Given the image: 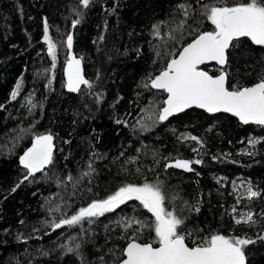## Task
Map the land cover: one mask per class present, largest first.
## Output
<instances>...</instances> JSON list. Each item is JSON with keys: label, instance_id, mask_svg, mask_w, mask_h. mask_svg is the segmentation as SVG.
I'll return each instance as SVG.
<instances>
[{"label": "trees", "instance_id": "1", "mask_svg": "<svg viewBox=\"0 0 264 264\" xmlns=\"http://www.w3.org/2000/svg\"><path fill=\"white\" fill-rule=\"evenodd\" d=\"M247 2L92 0L85 9L80 0H0V264H117L133 238L157 246L151 228L125 227L129 218L154 223L136 201L92 223L51 227L124 185L145 182L162 183L166 207L183 219L180 232L190 247L214 234L249 238L255 243L245 247L246 264H264V126L196 109L164 122L147 119L166 97L151 79L199 33L214 30L207 9ZM75 19L81 22L72 28ZM45 21L57 44L55 69L42 41ZM68 34L92 84L79 92L66 88ZM234 45L223 67L230 90L264 79V46L247 37ZM203 69L217 75L221 66ZM29 99L37 105L31 112ZM49 133L53 164L20 183L26 174L20 156L36 135ZM177 159L202 163L191 172L165 170ZM239 179L261 195L248 199L247 189L235 185ZM56 206L60 211H50ZM247 212L256 222L236 224L234 217Z\"/></svg>", "mask_w": 264, "mask_h": 264}, {"label": "snow or ice", "instance_id": "2", "mask_svg": "<svg viewBox=\"0 0 264 264\" xmlns=\"http://www.w3.org/2000/svg\"><path fill=\"white\" fill-rule=\"evenodd\" d=\"M91 2L92 0H80L85 9ZM206 16L214 26V30L199 33L191 43L182 48L178 57L171 59L166 68L151 79L150 87L167 93V99L158 114H149L147 119L153 123L164 122L177 113L196 107L208 113H230L239 118L244 125L264 126V79L251 87L230 90L228 73L223 70L224 65L228 63V49L234 47V42H238L240 38L247 37L254 45L264 46V0H248L247 3L233 6H211L207 9ZM80 22V19L73 20L72 28ZM154 27L156 34L159 35V26ZM43 40L47 44V53L51 57V68L55 69L57 44L49 35L46 21ZM66 46L69 50L65 68L68 91L79 92L82 85L91 88L92 84L82 74V58H77L71 53L72 34L67 35ZM208 62H215L221 66L219 75H210L208 71L200 67ZM50 84L51 80H49ZM21 87L22 80L18 81L11 93L12 100L17 98ZM28 103L29 112L37 107L31 99ZM142 127L147 126L142 125ZM187 138L200 143L195 136ZM53 140L54 137L50 133L34 137L31 147L27 148L19 158L20 164L26 169V174L20 183L34 178L37 173H44L53 164ZM249 143L255 147L257 141L251 140ZM193 163L200 164L202 161L177 159L174 163L166 164L165 170L175 167L191 172L194 170L191 167ZM88 174L84 173V175ZM67 180L72 182L73 177L69 175ZM19 186L20 184H17L12 191L14 192ZM260 195L258 191L252 189L251 185L248 186V199L251 200ZM167 198L162 183L127 184L105 199L93 200L87 206L80 207L70 217H62L59 221L54 220L51 227L55 231L64 226L72 228L81 225L84 221L92 223L93 218L103 217L106 213L114 212L121 205L136 201L154 217V223L149 225L142 220L129 218L125 222V227L132 228L133 225H137L138 230L151 228L158 246H153L151 243L142 244L133 238L124 250L126 258L121 261V264H246L245 247L255 243L254 240L214 234L204 239L202 243L190 247L186 243L185 235L180 232L184 221L175 212L168 210ZM195 210L199 211V208ZM50 211L58 212L60 207L51 208ZM235 211L234 208L233 212ZM234 221L236 224L256 222L252 212L242 213L234 217ZM260 239L264 240V237ZM76 248L78 249L79 245H76ZM75 250L67 247L69 253Z\"/></svg>", "mask_w": 264, "mask_h": 264}, {"label": "water", "instance_id": "3", "mask_svg": "<svg viewBox=\"0 0 264 264\" xmlns=\"http://www.w3.org/2000/svg\"><path fill=\"white\" fill-rule=\"evenodd\" d=\"M45 23V22H44ZM49 35H50V32H49ZM43 36H44V28H43ZM42 41H43V43H45L44 42V40H43V37H42ZM193 41V40H192ZM192 41H190L189 43H191ZM188 44V43H187ZM186 44V45H187ZM45 45H46V47H47V44L45 43ZM185 45V46H186ZM182 50V49H181ZM180 50V51H181ZM179 54V53H178ZM176 57H178V55L176 56ZM175 57V58H176ZM210 65H216V66H218L219 67V65H217L215 62H208V63H206L205 65H201L200 67L203 69V66H210ZM203 70H205V69H203ZM206 71V70H205ZM162 72V71H161ZM160 73H158L156 76H158ZM210 74V73H209ZM211 75V74H210ZM217 75H219V74H217ZM217 75H213V76H217ZM255 85V84H254ZM253 86V85H252ZM249 87H251V86H249ZM166 94V97H165V100L167 99V93H165ZM164 100V101H165ZM191 109H196V110H199V111H203V112H205V113H207V114H209V115H216V114H220V113H222V114H227V115H229V116H231V117H233V118H235L239 123H241V124H243L240 120H239V118H237V117H235V116H233L232 114H230V113H223V112H220V113H208L206 110H204V109H199V108H196V107H192V108H189V109H186L184 112H186V111H188V110H191ZM184 112H182V113H184ZM179 114H181V113H177V114H175L174 116H171V117H169L168 119H170V118H172V117H175V116H177V115H179ZM244 125V124H243ZM248 125H256V124H248ZM257 126H260V125H257ZM138 242V241H137ZM139 243H141V242H139ZM142 244H144V243H142ZM158 246V245H157ZM126 247H127V245H126ZM126 247H125V249H126ZM124 249V250H125ZM126 257L124 256L123 257V259H125ZM122 259V260H123ZM121 260V261H122ZM121 261L119 262V263H117V264H121Z\"/></svg>", "mask_w": 264, "mask_h": 264}, {"label": "rangeland", "instance_id": "4", "mask_svg": "<svg viewBox=\"0 0 264 264\" xmlns=\"http://www.w3.org/2000/svg\"><path fill=\"white\" fill-rule=\"evenodd\" d=\"M65 68H66V66H65ZM66 83H67V77H66ZM235 185H238V187L241 191H244L248 188V185L245 182H243L241 179L236 180Z\"/></svg>", "mask_w": 264, "mask_h": 264}]
</instances>
